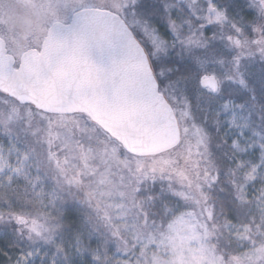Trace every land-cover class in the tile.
<instances>
[{
  "label": "snow or ice",
  "instance_id": "snow-or-ice-1",
  "mask_svg": "<svg viewBox=\"0 0 264 264\" xmlns=\"http://www.w3.org/2000/svg\"><path fill=\"white\" fill-rule=\"evenodd\" d=\"M85 7L59 3L50 28L78 39L94 79L62 89L47 107L29 98L11 65L13 84L0 86V239L19 249L10 264H163L178 224L193 229L190 247L211 246L214 264H264V130L233 117L217 119V129L228 128L214 135L183 90L175 94L193 69L213 94L229 82L254 92L256 73L264 87V67L244 63L264 64V0ZM117 42L130 53L111 70L90 58L93 45ZM174 47L179 57L169 58ZM222 56L234 75L217 70ZM260 113L264 129V105ZM65 192L89 209L78 223L62 214Z\"/></svg>",
  "mask_w": 264,
  "mask_h": 264
},
{
  "label": "rangeland",
  "instance_id": "rangeland-1",
  "mask_svg": "<svg viewBox=\"0 0 264 264\" xmlns=\"http://www.w3.org/2000/svg\"><path fill=\"white\" fill-rule=\"evenodd\" d=\"M61 2H79L85 4V8H102L107 0H0V37L6 41L8 51L17 58V63L22 54L29 48L41 49L50 28V22L56 17L57 5ZM180 52L179 47H174L169 50L167 55L171 58L175 57L176 53L179 55ZM157 59L154 58L155 63ZM218 61L217 70L221 75H234L230 56L219 57ZM244 63L252 65L250 69L252 72L264 67L258 57L255 61L246 60ZM259 76V73L249 76L250 84L255 85L254 92L242 88L239 84L229 82L217 95L200 86L199 73L196 72V74L189 75L185 82L177 85L175 94L179 96L183 90L192 104L193 112L199 113L198 119L205 123L209 131L215 129L214 135H223L225 129L228 128V124L223 123L217 129L214 123L217 119L225 122L233 117L239 123H244L250 118L253 122V128L264 130L261 129L260 113V107L264 105V87H261L258 82ZM253 95H255V100L252 99ZM226 105H234L235 110L228 111ZM241 106L243 107L241 108ZM229 142H231V133H229ZM73 194L79 195L74 191ZM64 196L69 200L61 210L65 220L78 223L89 211L88 207L71 201L72 197L68 196L67 192L64 193ZM195 238L190 226L178 224L175 235L169 241L171 256L163 264H214L211 246L205 250L189 246V241ZM57 240H62L65 246L73 242L71 236L58 235ZM1 241L3 239H0V243ZM92 246H96L95 239L92 240ZM42 248L44 252L49 254L55 251L51 245H42ZM57 264H64L62 258L58 259Z\"/></svg>",
  "mask_w": 264,
  "mask_h": 264
},
{
  "label": "water",
  "instance_id": "water-1",
  "mask_svg": "<svg viewBox=\"0 0 264 264\" xmlns=\"http://www.w3.org/2000/svg\"><path fill=\"white\" fill-rule=\"evenodd\" d=\"M84 10L101 11L102 8L89 7ZM129 53L128 45L123 42L103 48L93 45L89 49L90 58L105 70H111L115 64L128 58ZM10 65L18 76V83L31 88L32 96L29 98H43L48 102L42 105L45 107L57 100L62 89L85 79H94L81 60L78 39L54 35L51 28L41 49L29 48L18 63L17 58L9 53L6 41L0 37V86L5 82L13 84L6 72Z\"/></svg>",
  "mask_w": 264,
  "mask_h": 264
},
{
  "label": "trees",
  "instance_id": "trees-1",
  "mask_svg": "<svg viewBox=\"0 0 264 264\" xmlns=\"http://www.w3.org/2000/svg\"><path fill=\"white\" fill-rule=\"evenodd\" d=\"M137 38L141 39L140 36H137ZM175 57L178 58L179 55L176 53ZM153 67L157 71L158 68L156 67V63L154 62V59H153ZM191 74H196V71L193 69ZM196 115L197 117L199 115L197 111H196ZM72 191L77 193L76 189H73ZM43 243L44 241H41V245H45ZM18 252H19V249H14L5 240L1 241L0 243V264H10V258H15Z\"/></svg>",
  "mask_w": 264,
  "mask_h": 264
}]
</instances>
